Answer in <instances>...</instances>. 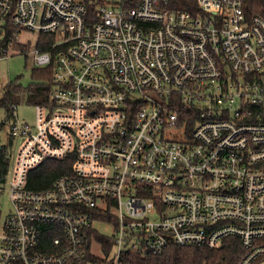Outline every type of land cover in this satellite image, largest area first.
Segmentation results:
<instances>
[{"label": "built area", "instance_id": "built-area-1", "mask_svg": "<svg viewBox=\"0 0 264 264\" xmlns=\"http://www.w3.org/2000/svg\"><path fill=\"white\" fill-rule=\"evenodd\" d=\"M250 1L0 0V28L51 36L32 61L53 64L34 123L7 125L0 264H131L227 238L239 264H264V15ZM47 162L64 173L33 189Z\"/></svg>", "mask_w": 264, "mask_h": 264}, {"label": "trees", "instance_id": "trees-1", "mask_svg": "<svg viewBox=\"0 0 264 264\" xmlns=\"http://www.w3.org/2000/svg\"><path fill=\"white\" fill-rule=\"evenodd\" d=\"M253 10L250 13H260L264 15V0H252L248 3ZM52 37L49 35H38L36 46L41 52L49 51ZM13 49L20 52L27 51V45L17 42V34L11 27L0 28V52H7ZM53 64L45 68H34L31 71L32 83L26 88V101L33 106L43 104L48 99V93L52 86ZM23 88L16 83L5 86L0 95V110L5 112L4 119L0 121V186L1 181L6 179L12 162L11 141L1 142V131L15 120V108L17 109V99ZM63 162H47L36 172V181L32 188L40 190L48 187L52 181L64 173ZM93 236L103 241L104 237L98 233ZM106 250L109 245L104 246ZM243 254L238 241L234 238H227L222 241L219 247L214 249L204 247H178L170 246L160 256H148L141 259L132 256L131 264H239Z\"/></svg>", "mask_w": 264, "mask_h": 264}, {"label": "rangeland", "instance_id": "rangeland-1", "mask_svg": "<svg viewBox=\"0 0 264 264\" xmlns=\"http://www.w3.org/2000/svg\"><path fill=\"white\" fill-rule=\"evenodd\" d=\"M38 36L35 33L22 32L17 36V42L27 45L26 52L18 50H7V57L0 60V95L2 94L6 85L16 83L23 88L22 93L17 99V109L14 112L18 121L28 124H33L35 119V108L32 104L26 101V88L32 83L31 71L36 68L32 61V51L37 42ZM5 112L0 110V121L4 119ZM8 127L5 126L1 131V142L8 143ZM18 141H13V148L16 150ZM9 176L6 178V183L0 192V204L7 209L8 191L7 185ZM101 233L108 229L104 226H96Z\"/></svg>", "mask_w": 264, "mask_h": 264}, {"label": "water", "instance_id": "water-1", "mask_svg": "<svg viewBox=\"0 0 264 264\" xmlns=\"http://www.w3.org/2000/svg\"><path fill=\"white\" fill-rule=\"evenodd\" d=\"M5 182V180L3 179L2 181H1V183H4Z\"/></svg>", "mask_w": 264, "mask_h": 264}]
</instances>
